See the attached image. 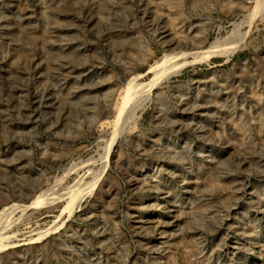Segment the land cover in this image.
Returning <instances> with one entry per match:
<instances>
[{
    "label": "rangeland",
    "instance_id": "1",
    "mask_svg": "<svg viewBox=\"0 0 264 264\" xmlns=\"http://www.w3.org/2000/svg\"><path fill=\"white\" fill-rule=\"evenodd\" d=\"M258 1L0 0V212L83 182L14 211L0 264H264ZM245 32L137 106L177 53Z\"/></svg>",
    "mask_w": 264,
    "mask_h": 264
},
{
    "label": "bare ground",
    "instance_id": "2",
    "mask_svg": "<svg viewBox=\"0 0 264 264\" xmlns=\"http://www.w3.org/2000/svg\"><path fill=\"white\" fill-rule=\"evenodd\" d=\"M261 4H264L263 0L258 1L257 6H259V10L258 11L255 10V11H257L256 15L264 12V8H263L264 5L261 6ZM253 17H256V16H251V17L248 16L247 19L245 17L246 23H250L252 21ZM245 34H246V32L241 34L237 38V40H235V41H233L230 44H227L225 46H222L221 44L219 45L217 43V41L216 42L214 41V42L210 43L207 48L199 50L197 52L195 51L192 53H185V52L177 53L175 56H173V59H175V60H173V62L169 63V61L167 60L168 62L161 64V66H159V68H157V71L153 74V77L149 80L148 83H144V84L140 83V84L131 85V88H135L136 86H139L138 91H139V94L141 95V99L138 100L137 106L142 107L143 105H145V103L147 101H150L151 97L153 95V93H152L153 88L155 86H158L161 82L169 79L172 75L180 72L184 67L191 65V64H195V63H205L209 60V58L211 56H213L217 53H223L225 55L234 53L235 50L239 49L240 47H242L244 45V40H245V36H246ZM164 61H165V58H164ZM123 106L124 105H122V107ZM133 107L135 108V106H133ZM135 110H136V108L133 110V112ZM121 113H122L121 117L119 118L120 121L123 120L124 118H126L130 114V110L124 109V110H122ZM131 114H132V112H131ZM126 120H128V119H126ZM116 135H118V134H116ZM114 141H115L114 139H111L110 142L107 143L108 145H107L106 150H104L105 154H104L103 159H102V166L93 175V179L91 181H89L88 183L81 184V186L84 185L83 188L81 187L82 188L81 191H83L82 196L91 195L93 193V191L95 190V188L98 184V181H99V179L103 173L104 167L107 164V161L109 159V154L112 150ZM74 168H75V166L63 167L62 168V169H64L63 176H66L69 172H72V170ZM79 183H83V182L77 181L73 185H70L68 188H66L65 191L61 192L60 191L61 189H58V186H57L58 182H56L55 185H53V186L51 185L46 190H44L41 194L37 195L31 201L30 204H19L18 206H11V207L3 209L0 212V231L3 229L9 228L10 225L13 224L14 218H13V216H11V214L14 211H16L18 209H20V210L32 209L34 211L39 210L43 206L49 204L54 199H56L59 195H61V193L71 192L72 190H74L76 185L79 186L78 185ZM6 211H8L10 213V215L9 214L6 215V213H5ZM47 232L48 231H43V232L40 231V234H46ZM2 240H3V238L1 237L0 238V250L4 249V247H5L3 245Z\"/></svg>",
    "mask_w": 264,
    "mask_h": 264
}]
</instances>
